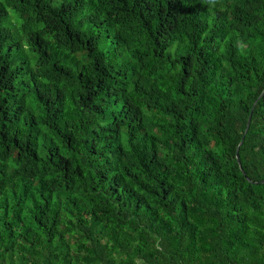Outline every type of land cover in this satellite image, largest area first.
Returning <instances> with one entry per match:
<instances>
[{
  "label": "trees",
  "instance_id": "obj_1",
  "mask_svg": "<svg viewBox=\"0 0 264 264\" xmlns=\"http://www.w3.org/2000/svg\"><path fill=\"white\" fill-rule=\"evenodd\" d=\"M263 90L264 0H0V264H264Z\"/></svg>",
  "mask_w": 264,
  "mask_h": 264
},
{
  "label": "water",
  "instance_id": "obj_2",
  "mask_svg": "<svg viewBox=\"0 0 264 264\" xmlns=\"http://www.w3.org/2000/svg\"><path fill=\"white\" fill-rule=\"evenodd\" d=\"M263 94H264V90H263L261 96H262ZM259 99H260V97L258 98V100H259ZM255 104H256V102H254V104H253V106H252V108H251V110H250V114H249V117H248V120H247V123H246V129H245V131H244V134H243V137H242V140H241L239 146L242 144L243 139H244V137H245V135H246V133H247V130H248V128H249V124H250V120H251V115H252L253 107L255 106ZM237 160H238V159H237ZM238 164H239V166H240L239 160H238ZM243 174H244V173H243ZM261 183H264V181H262Z\"/></svg>",
  "mask_w": 264,
  "mask_h": 264
}]
</instances>
